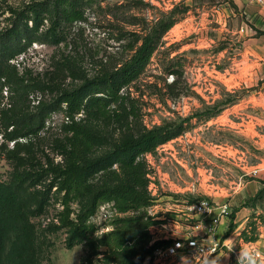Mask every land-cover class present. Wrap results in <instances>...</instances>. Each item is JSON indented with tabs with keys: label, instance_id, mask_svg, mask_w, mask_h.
<instances>
[{
	"label": "rangeland",
	"instance_id": "1",
	"mask_svg": "<svg viewBox=\"0 0 264 264\" xmlns=\"http://www.w3.org/2000/svg\"><path fill=\"white\" fill-rule=\"evenodd\" d=\"M29 1L32 0H0V36L9 33L12 11H20ZM229 5V0H102L86 10L85 20L65 27L58 43L42 40L48 25L43 21L36 31L44 35L41 40L8 61L5 66L9 69L0 76V181L13 184L21 192L20 210L27 238L24 264H101L103 248H96L93 240L103 234L100 228L109 225L116 213L108 206L98 207L97 217L91 219L97 231L81 239L69 225V220L86 207L87 195L66 198L58 187L59 168L64 164L71 136L64 127L70 122L65 103L46 118L37 133H29L25 127L6 126L5 119L32 113L39 105L57 99L63 90L76 89L128 58V44L135 38L129 31L141 32V25L131 22L145 19L154 26L168 18L175 21L160 38L138 79L120 91L129 92L136 100L132 103L136 108L134 117L125 119L129 101L118 106L110 104L103 117L82 110L75 113L74 120L80 119L99 136L90 158L108 153L124 135L136 129H180L187 133L164 142L184 164L169 167L174 182H179V175L189 182L190 176L198 173L200 187L213 192L216 184L223 182L218 165L223 164L225 155H231L232 195L226 198L230 200L235 191L239 192V159L237 153L224 150V143L239 146L243 142L237 133L215 127L213 118L222 113L216 123H227L225 109L243 97H250L255 106L262 84L254 77L245 85L253 66L246 63L243 39L238 34L241 18L224 11ZM240 67L239 75L230 76V71ZM116 112L121 115L118 119ZM232 120L236 122L238 118L233 116ZM157 155L162 170H167L162 161L165 154ZM254 159L248 156L247 161L250 164ZM117 167L118 163H114L111 168ZM104 179V172L97 171L89 176L88 184L93 190ZM213 194L219 197L229 192L221 189ZM242 205L253 211L247 216L238 214L222 235L233 249L240 248L239 242L254 244L258 237L257 227L264 224V185L252 196L241 200L237 196L231 210ZM11 238L9 235L7 242ZM219 261L239 264L232 253Z\"/></svg>",
	"mask_w": 264,
	"mask_h": 264
},
{
	"label": "trees",
	"instance_id": "2",
	"mask_svg": "<svg viewBox=\"0 0 264 264\" xmlns=\"http://www.w3.org/2000/svg\"><path fill=\"white\" fill-rule=\"evenodd\" d=\"M100 1L32 0L20 11H12L9 33L0 36V76L9 69L5 66L8 61L24 52L32 42L41 40L40 37L45 35L46 38H42L44 41L60 42L61 31L68 25L85 20L86 10ZM43 21L48 23L47 30L44 35H37L36 31ZM174 22L170 18L160 20L154 26L147 24L145 19L140 20V23L131 22L141 25V32L129 31L135 38L128 44V51H131L128 58L76 89L63 90L57 99L39 105L32 113L5 119L6 126L25 127L29 133H37L43 129L46 118L65 103V112L70 122L64 127L71 136L64 164L59 168L58 187L66 198L70 195H87L84 210L69 220L77 239L97 231L98 226L90 221V217L103 202H113L118 213H130L116 215L110 222L111 229L94 238L96 248H103L100 251L101 264H146L145 259L152 251L167 243L155 241L149 245L151 238L147 227L153 220L145 212L150 204V196L146 189L145 165L139 157L178 136L180 129L168 131L166 126L136 129L124 135L108 153L90 158L89 154L98 143L99 136L80 119L74 120L73 117L80 110L103 117L108 113L105 111L107 106H118L126 101L130 105L125 119L127 121L129 116L134 117L136 108L132 103L136 100L130 97L129 92L121 94L120 91L138 79L157 49L160 38ZM117 113L115 115L118 119L121 115ZM114 163H118L117 168H111ZM101 170L105 179L101 186L92 190L88 184L89 176ZM20 199L21 192L16 186L0 181V264H24L27 238ZM66 210L68 215V206ZM9 235L12 238L7 242ZM88 263L91 264V261Z\"/></svg>",
	"mask_w": 264,
	"mask_h": 264
},
{
	"label": "built area",
	"instance_id": "3",
	"mask_svg": "<svg viewBox=\"0 0 264 264\" xmlns=\"http://www.w3.org/2000/svg\"><path fill=\"white\" fill-rule=\"evenodd\" d=\"M248 2L264 4V0H246ZM69 120L68 116L66 117ZM165 143L159 144L153 151L145 152L139 159L145 165L146 189L150 196V204L145 208L146 216L153 220L147 227L150 235L149 245L155 241L167 243L155 248L145 259L146 264H220L219 259L225 254L232 256L241 264H249L252 254L249 249L258 253V261L264 259V252L260 251L251 242H239L240 248H231L226 238L222 239L225 227L232 221L231 209L228 202L217 203L209 194L198 192L200 185L199 174L190 176L185 181L179 175V182H174L169 167H184V164L175 158L173 150ZM159 152L165 154L167 170L159 163ZM229 159L231 155H228ZM161 169V170H160ZM258 173V168L251 169V174ZM199 193V194H198ZM193 196V197H192ZM110 207L116 215L118 213L113 202H103L98 207ZM97 211V210H96ZM90 217L94 220L97 213ZM104 217L106 214L103 213ZM92 222V221H91ZM100 228L102 233L111 229V225ZM224 227L219 236L218 231ZM104 231V232H103ZM183 258V259H182ZM227 264V262H226Z\"/></svg>",
	"mask_w": 264,
	"mask_h": 264
},
{
	"label": "crops",
	"instance_id": "4",
	"mask_svg": "<svg viewBox=\"0 0 264 264\" xmlns=\"http://www.w3.org/2000/svg\"><path fill=\"white\" fill-rule=\"evenodd\" d=\"M229 1L231 5H229L228 10L224 8V11H229V14L235 18H237L236 15L241 18L238 34L243 39V50L246 54V63L253 66L249 72V76L246 77L245 85L248 80L252 81L255 77L256 81H261V90H259V94L261 95L256 97L257 103L255 106L249 99L250 97H243L239 99V101L230 104L229 107L225 109V111L228 112L229 118L227 123H216L218 116L222 113L215 115L213 118L214 125H216L215 127L219 129L222 128V130L227 133H237L243 142L239 146L224 143V150L230 149L237 153V158L239 159V167L241 170L239 192L235 191L236 195L232 196L230 200L226 198L230 196V194L232 195L230 190L231 159H229L228 155L224 156L223 164L218 165V170H222V172L220 171L219 179L222 178L223 182L220 184L219 181V186L217 184L216 186L214 185L215 188H213V192L210 191L211 189L204 190L199 185L198 192L201 194H209L212 200L218 204L228 202L231 209V203L237 199V196L239 200L244 196H252L264 185V4L252 3L246 0ZM240 60H243V53L241 54ZM241 68L242 67L233 72L230 71V76L239 75ZM239 106L241 107L237 108ZM249 111L253 113L250 115L248 114ZM233 116L238 118V121L234 122L232 120ZM232 122L234 124L237 123L239 126H232ZM214 146L220 147V145L216 144H214ZM248 156L254 157V162L249 164L247 161ZM218 157L220 158L221 155ZM260 165H263V167H259ZM253 168H258V173L255 175L251 174V169ZM243 176H245V178H242ZM221 189L225 192L228 190L229 194L219 197L213 194L214 192H220ZM252 211L253 208L246 207L245 205H242L234 212L231 210V213L233 212L231 214L232 221L235 222L238 214L247 216ZM257 228L259 231L254 246L264 252V224H261ZM222 231H224V227H221L218 231L219 236L222 234Z\"/></svg>",
	"mask_w": 264,
	"mask_h": 264
},
{
	"label": "clouds",
	"instance_id": "5",
	"mask_svg": "<svg viewBox=\"0 0 264 264\" xmlns=\"http://www.w3.org/2000/svg\"><path fill=\"white\" fill-rule=\"evenodd\" d=\"M249 251L252 254V259L249 262V264H264V259L258 261L257 259L258 253L256 252L255 249H249ZM212 264H215V260L212 261Z\"/></svg>",
	"mask_w": 264,
	"mask_h": 264
},
{
	"label": "flooded vegetation",
	"instance_id": "6",
	"mask_svg": "<svg viewBox=\"0 0 264 264\" xmlns=\"http://www.w3.org/2000/svg\"><path fill=\"white\" fill-rule=\"evenodd\" d=\"M187 132L184 131V132H180L179 136H183V134H186Z\"/></svg>",
	"mask_w": 264,
	"mask_h": 264
}]
</instances>
